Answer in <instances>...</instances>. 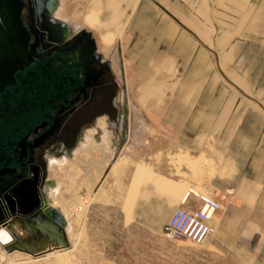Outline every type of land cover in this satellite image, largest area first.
I'll list each match as a JSON object with an SVG mask.
<instances>
[{
    "label": "crops",
    "instance_id": "crops-1",
    "mask_svg": "<svg viewBox=\"0 0 264 264\" xmlns=\"http://www.w3.org/2000/svg\"><path fill=\"white\" fill-rule=\"evenodd\" d=\"M87 8L124 37L133 106L142 128L155 130L156 152L182 162L135 166L119 214L162 233L191 189L211 194L222 208L208 240L264 264V0H87ZM185 206L199 202L190 195Z\"/></svg>",
    "mask_w": 264,
    "mask_h": 264
},
{
    "label": "flooded vegetation",
    "instance_id": "flooded-vegetation-1",
    "mask_svg": "<svg viewBox=\"0 0 264 264\" xmlns=\"http://www.w3.org/2000/svg\"><path fill=\"white\" fill-rule=\"evenodd\" d=\"M54 8L55 0H0V227L19 222L26 235L18 245L26 250L44 239L57 243L44 235L53 224L31 222L46 199L55 208L52 162L72 158L88 132L95 129L98 138L101 121L117 137L122 121L109 122L117 106L121 116L125 107L103 54L108 48L102 44V53Z\"/></svg>",
    "mask_w": 264,
    "mask_h": 264
},
{
    "label": "rangeland",
    "instance_id": "rangeland-1",
    "mask_svg": "<svg viewBox=\"0 0 264 264\" xmlns=\"http://www.w3.org/2000/svg\"><path fill=\"white\" fill-rule=\"evenodd\" d=\"M54 9L56 17L66 20L73 30L84 28L92 33L102 53V44L104 48H107L104 43L110 46L108 53L103 54L112 61L121 84L120 103L123 106L127 103L128 139L116 156L122 129L116 137L117 132L110 131L101 121L98 138L95 129L88 132L72 158L55 161L50 172L56 181L51 201L64 215L68 247L55 248L43 255L10 248L6 256L0 257V264H253L249 254L227 248L216 237L203 244L173 240L163 232H148L122 218L116 204L124 197L135 166L153 167L163 157L172 165L182 162L172 151L167 156L157 153L156 142L149 137L155 130L145 131L146 127L141 126L139 110L133 106L138 105L133 81L123 59L124 37L99 26L96 12L87 8V0H55ZM197 171L193 172L194 176ZM14 227L9 228L14 231ZM25 235L23 232L22 237ZM18 236L16 243L20 242ZM1 249L0 245V252Z\"/></svg>",
    "mask_w": 264,
    "mask_h": 264
},
{
    "label": "built area",
    "instance_id": "built-area-1",
    "mask_svg": "<svg viewBox=\"0 0 264 264\" xmlns=\"http://www.w3.org/2000/svg\"><path fill=\"white\" fill-rule=\"evenodd\" d=\"M190 195L197 199L199 206H185L189 204ZM182 203L164 226L163 235L173 240L187 239L203 244L216 234L217 228L212 220L221 210V202L211 194L191 189Z\"/></svg>",
    "mask_w": 264,
    "mask_h": 264
},
{
    "label": "bare ground",
    "instance_id": "bare-ground-1",
    "mask_svg": "<svg viewBox=\"0 0 264 264\" xmlns=\"http://www.w3.org/2000/svg\"><path fill=\"white\" fill-rule=\"evenodd\" d=\"M100 34H102L101 32H100ZM102 39V38H101ZM105 45V44H104ZM106 47L108 48V50H107V52L106 53H108V51L110 50V46H108L107 44H106ZM125 108H126V110H125ZM125 108H124V111H123V114H122V116L120 115V112H119V106H117V116L113 119L114 121L112 122H109V125H111V124H113V126H117V123L118 122H121L122 121V133H121V135H120V142H122V139H123V135H124V131H125V129H126V126L124 125V117H126V119H127V123H128V107H127V104L125 105ZM126 114V116H124ZM116 124V125H115ZM127 131H128V126H127V130L125 131L126 132V134H127V139H128V133H127ZM126 142H127V140H126ZM120 145H121V143H120ZM125 145V144H124ZM120 147V146H119ZM118 150H119V148H118ZM118 152H117V154H116V156H118ZM71 155V154H70ZM116 156L114 157V159H113V161H112V163L111 164H113L114 163V160L116 159ZM55 161H57V160H54L53 162H52V164L55 162ZM110 164V165H111ZM108 173V171L106 172V174ZM50 185H52L53 184V182L52 183H49ZM47 200V202H48V204L50 205V203H49V201H48V199H46ZM51 206V205H50ZM43 211H44V209H42ZM44 214L43 215H41V218H39V220L38 219H33V220H31V222L32 223H41L42 224V222H46V223H50L51 225L53 224V226H52V230L50 229L48 232H46V233H44V235L45 236H49L52 240L53 239H55L56 241H57V243H55L54 241H52V242H49V241H47L46 243L45 242H42L41 243V245H37L38 247H35V249H29V250H26L25 248H22L20 245H18L19 243H16V241H17V236L19 235V236H21L22 237V234H23V228H22V226L20 225V223L19 222H16L15 224H14V226H16V228H15V230L13 231L11 228H9V226H1L0 227V245L2 246V252H0V257L2 258V257H4V256H6L7 255V252L9 253V251L10 250H12V249H14V248H18V249H20L21 251H24L25 253H30V254H34V255H43V254H46V253H49L51 250H53V249H57V248H59V249H61L62 247H68L69 245H70V243L65 239V237H64V231L63 232H57V229L56 230H53V227H54V225L55 224H57V223H54V222H50V220H48L47 219V216H49L47 213H45V212H43ZM61 214V213H60ZM62 215V214H61ZM38 220V221H37ZM43 223V224H44ZM45 223V225H47ZM64 224H66V221L64 220V223L63 224H61V225H64ZM57 226L58 227H61L60 225H58L57 224ZM13 228V229H14ZM14 239V240H13ZM50 239V240H51ZM45 241V240H44ZM54 242V243H53ZM24 243V242H23ZM16 244V245H15ZM30 246V245H29ZM10 248H12V249H10ZM63 249V248H62ZM14 251V250H13ZM54 251V250H53ZM54 257H56V256H53L52 258H54Z\"/></svg>",
    "mask_w": 264,
    "mask_h": 264
},
{
    "label": "water",
    "instance_id": "water-1",
    "mask_svg": "<svg viewBox=\"0 0 264 264\" xmlns=\"http://www.w3.org/2000/svg\"><path fill=\"white\" fill-rule=\"evenodd\" d=\"M81 31H82L81 33H83L85 36H88V37H90L91 39H93L95 41V38L92 36V33H90L89 31H87L84 28H82ZM125 110H126V108H125ZM124 116H126V114ZM124 125L126 126V129H125V131H126L127 130V119H126V117H124ZM125 131H124L123 139H122L121 145L119 147L118 153H120V151L122 150V148H123V146H124V144L126 143V140H127V134H126ZM43 212H45V213H47L49 215V216H47V219L50 220V222L52 221L54 223H57L60 226H62L61 224L64 223V218L60 214V212L57 209H55L52 206H50L49 204L44 207V211ZM43 212L41 211L39 213L40 215L35 217V220L36 219L39 220V218H41V215L44 214Z\"/></svg>",
    "mask_w": 264,
    "mask_h": 264
}]
</instances>
